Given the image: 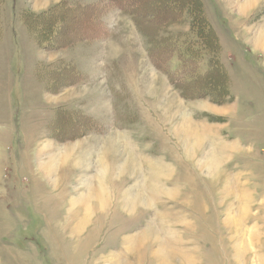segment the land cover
Masks as SVG:
<instances>
[{"label":"rangeland","instance_id":"obj_1","mask_svg":"<svg viewBox=\"0 0 264 264\" xmlns=\"http://www.w3.org/2000/svg\"><path fill=\"white\" fill-rule=\"evenodd\" d=\"M202 2L224 103L168 74L189 21L139 26L109 0H0V264H264V0ZM57 4L47 44L31 14ZM162 243L173 252L158 259Z\"/></svg>","mask_w":264,"mask_h":264},{"label":"trees","instance_id":"obj_2","mask_svg":"<svg viewBox=\"0 0 264 264\" xmlns=\"http://www.w3.org/2000/svg\"><path fill=\"white\" fill-rule=\"evenodd\" d=\"M111 4L119 7L122 11L132 14L134 20L139 26H143L141 21L148 23L151 19L158 20L161 26L175 22L189 21L191 29L188 33L190 42L186 48L178 47L176 39H170L169 50L176 53L179 61L171 68L168 74L177 80V83H184V89L187 90L188 82L185 80L190 76V82H197L198 94L211 95L217 98L214 101L224 103L230 99L227 82V72L220 58L216 35L209 21L207 20L202 0H152L151 15L143 13V4L134 0H109ZM62 3V2H61ZM58 5V4H57ZM53 5L46 11L41 12L36 20L40 24V36L47 44L54 43V38L59 39L58 31H61L63 14L67 10L63 6ZM84 7V6H83ZM85 8V7H84ZM82 10V9H81ZM64 11V12H63ZM38 35V38L40 37ZM215 42V44H214ZM210 52V53H209ZM170 54V53H169ZM174 55V54H173ZM207 63V70L201 71L200 68ZM189 75V76H187ZM220 98V99H218Z\"/></svg>","mask_w":264,"mask_h":264},{"label":"bare ground","instance_id":"obj_3","mask_svg":"<svg viewBox=\"0 0 264 264\" xmlns=\"http://www.w3.org/2000/svg\"><path fill=\"white\" fill-rule=\"evenodd\" d=\"M256 44H257V46H259V45H262V44H264V30H260V32H259V35L257 36V40H256ZM183 121H185L184 122V124L182 123V125H181V130L183 131L182 133H183V137H184V140H187V142H186V144H188V145H198L199 143H198V140H202V138L204 137L203 136V134H199L198 132H194L193 131V128L191 127V125H192V122H191V120H188V119H186V118H184V120ZM199 146V145H198ZM225 147V146H224ZM230 147V146H229ZM127 149H129V146H126V150ZM229 149V148H228ZM223 150V149H222ZM227 150V149H226ZM227 152V151H226ZM128 155L126 156V158H124V159H126V161H127V163H130V164H133L132 163V159H135L134 157H133V155L128 151ZM51 157V156H50ZM218 158V157H217ZM207 166L209 167V168H212L213 166H214V157L213 156H210V157H208L207 158ZM50 163L52 162V160L51 161H49ZM126 163V162H125ZM124 163V164H125ZM218 163V162H217ZM48 166H50V165H48ZM51 167H52V165H51ZM52 169V168H51ZM153 184H154V182H153ZM228 184V183H227ZM229 186V185H228ZM155 188H156V186H155V184L154 185H151V187L149 188L151 191H152V193H154V196H155V194H157L159 191H157V190H155ZM158 188V187H157ZM160 189V188H159ZM161 192V191H160ZM232 192V191H231ZM103 193H105L102 189L100 190V189H98V191H97V196L96 197H98V199H99V196H101V195H103ZM231 194V193H230ZM95 196V195H94ZM101 199V198H100ZM86 205V204H85ZM85 211H86V214H85V216H87L89 213H90V208H88L87 207V205L85 206ZM247 208H245V210H246ZM85 213V212H84ZM85 217L84 218H82V221H85ZM149 231V230H148ZM152 233L155 235V233H154V230L152 231ZM149 234H151V233H149ZM144 235V234H143ZM160 236V235H159ZM153 237V236H152ZM147 238H149V236H147V234L144 236V239H147ZM143 241H145V240H143ZM244 242V241H243ZM127 246H128V248L129 249H133L134 247H135V241H134V239L132 238V237H130V238H128V240H127ZM243 246V245H242ZM169 248L166 246V244L164 245V243H162L159 247H158V249H156V250H154V252H153V254H154V256L156 257V258H158V259H162L163 257H168V255L169 254H172V252H173V250H170L169 252H166L167 250H168ZM113 258H116V256H114Z\"/></svg>","mask_w":264,"mask_h":264}]
</instances>
